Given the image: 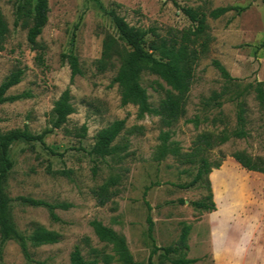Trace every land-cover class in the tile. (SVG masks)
<instances>
[{"label":"rangeland","instance_id":"1","mask_svg":"<svg viewBox=\"0 0 264 264\" xmlns=\"http://www.w3.org/2000/svg\"><path fill=\"white\" fill-rule=\"evenodd\" d=\"M29 1L32 8L36 0ZM218 7L237 9L211 17ZM49 8V21L37 39L45 46V65H41L37 49L27 39L32 20L24 24L19 19L17 0H0V13L10 28L0 44V83L20 68L23 78L8 94H25L0 105V131L28 129L38 134L51 128L55 102L70 90L74 111L46 137L59 154H51L39 143L15 145L16 165L7 185L18 229L29 236L42 226L57 232L59 241L40 246L29 241L33 259L28 261L18 243L10 240L0 264H71L77 246L96 264H126L112 243L100 240L93 220L123 236L137 262L172 264L162 251L149 261L154 247L149 215L158 246L174 244L184 226L190 225V264H264V173L247 170L232 156L244 151L264 160V100L256 89L260 83L264 89V0H49ZM111 8H117L131 25L154 30L146 37L149 49L163 40L168 46L181 41L184 32L193 28L195 23L184 9L207 14L209 49L195 65L185 113L173 125L167 126L159 114H141L138 104H122V91L113 83L119 62L105 72L96 69L94 61L101 56L104 38L108 34L119 38L108 14ZM203 40L199 38L195 45ZM71 52L83 71L73 79L67 57ZM215 62L227 69L230 78ZM141 84L153 108L160 106L170 89L149 71L142 72ZM241 118L247 135L231 137L208 153L212 162L221 163L208 175L211 190L200 182L188 186L200 164L184 162L172 148L190 151L203 132L230 134ZM116 120L125 124L112 144L113 154L105 158L89 154L98 132ZM166 134L172 146L164 152ZM111 176L119 178L117 193L101 206L93 189ZM210 193L216 209L197 210L192 202L208 200ZM20 195L69 207L55 210L61 219L56 222L48 208L16 200ZM245 232L251 237L247 251L240 257L232 255L228 250L240 243Z\"/></svg>","mask_w":264,"mask_h":264},{"label":"trees","instance_id":"2","mask_svg":"<svg viewBox=\"0 0 264 264\" xmlns=\"http://www.w3.org/2000/svg\"><path fill=\"white\" fill-rule=\"evenodd\" d=\"M29 3V0H17V14L19 19H24V24L27 23L28 19L32 20V24L28 29L27 39L29 44L34 49H37V62L45 65V46L38 43L37 39L49 21V0H36L32 8L29 7ZM235 9L237 8L218 7L210 12V16L218 18L228 11ZM184 10L191 21L195 23L193 28L184 32L181 41H176L168 46L166 40H163L161 45L149 49L146 47V37L154 30L131 25L118 12L117 8L109 9L108 14L117 29L119 38L108 34L103 40L101 56L94 61V65L99 72H105L110 68H114L117 62H119L120 66L113 78V83H117L122 91V104H138L141 114H159L167 126L173 125L185 113L189 93L195 79V65L201 55L208 51L209 42L212 39L209 33L207 14L194 8H186ZM9 31L10 28L7 21L0 13V44L4 42ZM201 37H204V40L199 46H196L195 44ZM121 41H124V44ZM261 45L264 46V41ZM155 51L158 53V56H156ZM67 57L72 70V79L77 75H82L83 71L78 56L71 52ZM215 63L222 74L230 78L227 69L219 62ZM144 71L158 75L170 86L158 108L151 106L147 90L141 84V75ZM23 74L24 71L22 69H15L0 83V105L19 100L25 96V94H8L10 88L21 82ZM256 89L258 97L263 101L264 89L262 84L260 83ZM70 99V90L66 89L55 102L52 127L45 129L41 133L34 134L28 129H14L5 133L0 131V260L3 258L5 245L10 240L18 243L28 261H32L33 259L29 241L34 246L53 244L59 241V234L57 232L48 230L42 226L36 228L29 236H26L18 229L13 216L14 199L7 193V185L16 165L13 155L15 145L19 143H39L51 154H59L56 149L47 144L46 137L54 129L61 128L66 123L68 116L74 111ZM124 124V120H116L108 127L99 131L95 145L92 149L87 150V152L102 158L112 155L115 150L112 144L123 130ZM86 129V126H84L82 133H80L82 137L86 135ZM246 135L244 120L241 118L238 128L230 134L214 135L213 132H203L198 136L191 150L188 152L183 153L178 147L174 146L171 151L176 156L182 158L184 162L200 164L195 178L188 186L200 182L204 183L211 190V182L208 179V175L213 168H219L221 163L212 162L208 157L209 151L231 137L242 138ZM168 138L169 135L166 134L163 145L164 152H167L169 145L172 146V144L167 143ZM232 156L247 170L264 173L263 159L254 158L244 151H237ZM118 184L119 178L111 176L103 184L93 189V194L99 205L104 206L112 200L117 193L114 187ZM207 199L194 201L192 204L200 211L211 212L215 210L216 203L213 200V194L210 193ZM16 200L25 205L48 208L52 220L56 222L61 219L55 210L59 207H69V204H54L32 196L20 195L16 197ZM148 223L149 234L154 244L149 256L150 262L156 253L162 251L163 255L170 259L172 264L191 263V260L187 257L190 225L184 226L179 239L174 244L158 246L152 234L154 221L151 215L148 216ZM91 225L100 240L113 244L120 260L126 264H142L134 259L123 236L104 225L101 221L93 220ZM70 261L71 264H96V260H87L78 246L71 253Z\"/></svg>","mask_w":264,"mask_h":264},{"label":"clouds","instance_id":"3","mask_svg":"<svg viewBox=\"0 0 264 264\" xmlns=\"http://www.w3.org/2000/svg\"><path fill=\"white\" fill-rule=\"evenodd\" d=\"M250 233L245 232L241 237L240 243H238L233 249H229L228 251L237 257L242 256L247 251V246L250 241Z\"/></svg>","mask_w":264,"mask_h":264}]
</instances>
